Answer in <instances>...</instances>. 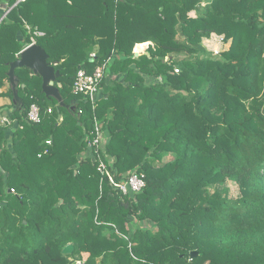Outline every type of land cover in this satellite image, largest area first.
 Returning a JSON list of instances; mask_svg holds the SVG:
<instances>
[{"label": "trees", "instance_id": "obj_1", "mask_svg": "<svg viewBox=\"0 0 264 264\" xmlns=\"http://www.w3.org/2000/svg\"><path fill=\"white\" fill-rule=\"evenodd\" d=\"M5 13L0 87L33 42L56 63L68 108L14 71L22 104L0 125V264H264V0H0ZM213 35L229 48L213 55ZM103 65L92 106L73 83ZM98 159L144 187L123 195Z\"/></svg>", "mask_w": 264, "mask_h": 264}, {"label": "built area", "instance_id": "obj_2", "mask_svg": "<svg viewBox=\"0 0 264 264\" xmlns=\"http://www.w3.org/2000/svg\"><path fill=\"white\" fill-rule=\"evenodd\" d=\"M141 45H145V48L137 49V46H135L133 52L136 54L146 52L148 46L151 45V43H145ZM91 58H94V55H92ZM104 70L105 65L95 68V70L90 74L86 73L84 70H79L73 83V93L82 95L87 101L90 102L92 106H94L97 96L100 93V85L104 78ZM27 121L33 124H38L40 122L39 108L34 104L29 108L27 113ZM94 131V137L91 139V142L88 144V146L89 149H94L96 155L99 157L98 149L103 144L104 138L97 124H95ZM46 144L50 145V141H47ZM97 171L102 177H107L113 188L119 190L123 195H126L130 192L137 193L145 185L143 175L137 174H131L125 182H116L114 177L109 172L106 164L101 159H98Z\"/></svg>", "mask_w": 264, "mask_h": 264}, {"label": "water", "instance_id": "obj_3", "mask_svg": "<svg viewBox=\"0 0 264 264\" xmlns=\"http://www.w3.org/2000/svg\"><path fill=\"white\" fill-rule=\"evenodd\" d=\"M6 13L0 18V22L5 17ZM54 65H56V63H48V55L35 43L25 48L20 53L19 58L10 63L7 79L12 91V103L16 110L19 109L22 104V100L17 94L18 79L14 75V71L17 68H27L33 75L39 76L43 94L48 98L56 100L59 107L68 108L64 104L58 89L54 86L56 80L60 76L59 72L55 71ZM73 251V246L68 245L64 248L63 254L70 255ZM191 257H196V253H193Z\"/></svg>", "mask_w": 264, "mask_h": 264}, {"label": "rangeland", "instance_id": "obj_4", "mask_svg": "<svg viewBox=\"0 0 264 264\" xmlns=\"http://www.w3.org/2000/svg\"><path fill=\"white\" fill-rule=\"evenodd\" d=\"M5 8V7H4ZM222 37H217V36H211L209 38V41H206V45L209 49V51L212 52L213 55H218L220 52H222L223 50H226L229 48V43H224ZM8 116V111L7 109L4 110H0V125H4L6 119ZM106 141H103V143H105ZM104 146V145H103ZM168 160L165 159V161ZM229 186L231 187V189L233 190L234 195H237L238 193V189L234 184H229ZM13 190H10V192H12Z\"/></svg>", "mask_w": 264, "mask_h": 264}, {"label": "crops", "instance_id": "obj_5", "mask_svg": "<svg viewBox=\"0 0 264 264\" xmlns=\"http://www.w3.org/2000/svg\"><path fill=\"white\" fill-rule=\"evenodd\" d=\"M33 43V42H32ZM31 43V44H32ZM147 43H150V42H147ZM30 44V45H31ZM142 44H145V43H142ZM30 45H28L27 47H29ZM139 45H141V44H136L135 46H139ZM26 47V48H27ZM133 54H134V56L135 57H138V56H140V55H147V52H143V53H141V54H136V53H134L133 52ZM93 55V54H92ZM91 55V56H92ZM9 89H11V87H10V84H9V82H8V79H6V80H4V82H3V85L0 87V110H4V109H7V111H8V114H9V112L11 111V106H13V103H12V98L11 97H9V95L7 94L8 93V91H9ZM99 96H100V93H99V95L97 96V100H99ZM96 100V101H97ZM60 119V118H59ZM13 128H16V126H17V124L14 122V124H13ZM9 133H11V131L9 132ZM105 141V140H104Z\"/></svg>", "mask_w": 264, "mask_h": 264}]
</instances>
